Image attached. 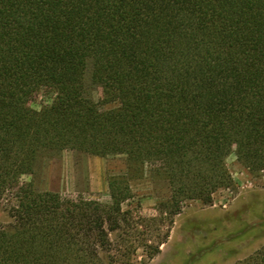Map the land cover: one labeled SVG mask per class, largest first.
<instances>
[{
    "label": "trees",
    "instance_id": "1",
    "mask_svg": "<svg viewBox=\"0 0 264 264\" xmlns=\"http://www.w3.org/2000/svg\"><path fill=\"white\" fill-rule=\"evenodd\" d=\"M65 150L124 155L177 207L232 185L230 153L264 172V0H0V264H99L109 249L125 176L108 204L22 179Z\"/></svg>",
    "mask_w": 264,
    "mask_h": 264
},
{
    "label": "rangeland",
    "instance_id": "2",
    "mask_svg": "<svg viewBox=\"0 0 264 264\" xmlns=\"http://www.w3.org/2000/svg\"><path fill=\"white\" fill-rule=\"evenodd\" d=\"M47 100L40 94L30 106L37 109ZM225 165L230 187L218 189L210 204L186 200L179 207L166 181L147 170L129 171L124 155L65 150L44 158L32 176L22 179L40 191L103 204L110 202L109 179H128L132 197L121 205L124 220L109 233L110 246L100 251L99 264H255L264 250V172H249L234 153ZM7 200L6 194L0 196V223L9 221Z\"/></svg>",
    "mask_w": 264,
    "mask_h": 264
}]
</instances>
